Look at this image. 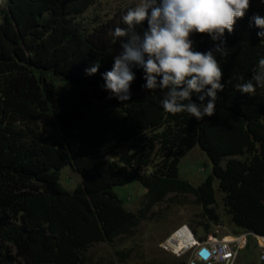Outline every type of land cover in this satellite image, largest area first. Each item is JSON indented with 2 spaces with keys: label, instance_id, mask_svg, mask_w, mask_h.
I'll return each instance as SVG.
<instances>
[{
  "label": "trees",
  "instance_id": "obj_1",
  "mask_svg": "<svg viewBox=\"0 0 264 264\" xmlns=\"http://www.w3.org/2000/svg\"><path fill=\"white\" fill-rule=\"evenodd\" d=\"M94 1L6 0L1 10L0 264H87L89 246L131 232L169 192L195 196L205 232L222 224V202L239 230L264 236V88L250 97L234 87L264 57L251 21L264 17V3L251 0L234 32H225L228 55L217 54L225 90L216 113L198 121L166 113V90L143 88L139 67L130 100L108 98L103 74L121 51L113 32L126 27L122 17L135 5L96 23L76 20ZM192 39L199 51L219 42ZM95 62L98 72L86 75ZM127 141L128 150L107 157ZM196 145L212 169L194 185L180 177L179 163ZM66 166L82 177L74 189L60 181ZM131 182L145 187L137 210L115 190Z\"/></svg>",
  "mask_w": 264,
  "mask_h": 264
},
{
  "label": "clouds",
  "instance_id": "obj_2",
  "mask_svg": "<svg viewBox=\"0 0 264 264\" xmlns=\"http://www.w3.org/2000/svg\"><path fill=\"white\" fill-rule=\"evenodd\" d=\"M250 7L251 0H139L122 17L126 27H116L113 32L121 51L114 57L111 70L103 74L108 98L130 100L135 66L143 70V88L166 90L161 101L166 113L186 112L198 121L213 116L217 93L225 90L217 54L227 57L225 32L233 33ZM145 21L147 27L137 31ZM251 21L261 29L257 35L264 42V17L256 14ZM194 34L208 35L219 42L212 49L199 51L194 46ZM99 67V63H93L85 69L86 75L96 74ZM234 87L250 97L257 87L264 88V57L258 60L251 78ZM194 94L199 102L193 100Z\"/></svg>",
  "mask_w": 264,
  "mask_h": 264
},
{
  "label": "rangeland",
  "instance_id": "obj_3",
  "mask_svg": "<svg viewBox=\"0 0 264 264\" xmlns=\"http://www.w3.org/2000/svg\"><path fill=\"white\" fill-rule=\"evenodd\" d=\"M139 0H95L84 12L76 16L82 23H96L111 17L117 11L128 5H136ZM6 0H0L1 10L5 8ZM66 82L67 80L64 79ZM57 79L59 89L67 87V83ZM130 141L124 142L118 151L109 154V159L116 158L120 152L128 150ZM148 167L147 170H150ZM212 165L206 153L199 145L194 146L179 163L180 177L187 179L194 185L199 184L210 172ZM60 181L68 189H74L82 182V177L71 167L66 166L60 172ZM119 197L132 210L142 205L145 187L138 182H131L116 187ZM220 211L223 222L221 225H211V230L218 228L223 233H239L241 230L230 221L225 213L222 202ZM201 205L195 201L192 193L169 192L162 201L153 205L146 218L128 234H121L112 242L93 243L85 252L87 264H180L185 262L186 256H177L162 248L161 243L166 240L178 227L187 224L197 234L205 233L199 225ZM245 247L239 250L235 264H264V240L254 235L247 237Z\"/></svg>",
  "mask_w": 264,
  "mask_h": 264
},
{
  "label": "built area",
  "instance_id": "obj_4",
  "mask_svg": "<svg viewBox=\"0 0 264 264\" xmlns=\"http://www.w3.org/2000/svg\"><path fill=\"white\" fill-rule=\"evenodd\" d=\"M176 233L177 238L174 237ZM249 235H254L259 242L260 238L264 240L262 235L247 231L223 233L217 227L209 232L197 234L187 224H183L164 240L161 246L177 256L185 255V264H235L239 250L245 247ZM179 238L182 243H179ZM260 245L263 243L260 242Z\"/></svg>",
  "mask_w": 264,
  "mask_h": 264
},
{
  "label": "bare ground",
  "instance_id": "obj_5",
  "mask_svg": "<svg viewBox=\"0 0 264 264\" xmlns=\"http://www.w3.org/2000/svg\"><path fill=\"white\" fill-rule=\"evenodd\" d=\"M177 236H178V233H176L175 235H174V237L175 238H177ZM180 239V238H179ZM262 239V238H261ZM172 242V241H171ZM179 243H182V240L180 239V242ZM178 244V242L176 243V245Z\"/></svg>",
  "mask_w": 264,
  "mask_h": 264
}]
</instances>
